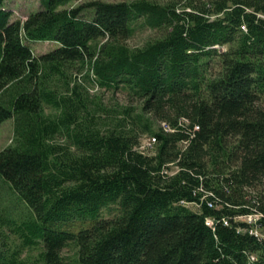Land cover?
<instances>
[{
  "label": "trees",
  "instance_id": "trees-1",
  "mask_svg": "<svg viewBox=\"0 0 264 264\" xmlns=\"http://www.w3.org/2000/svg\"><path fill=\"white\" fill-rule=\"evenodd\" d=\"M4 1L0 183L28 213L0 217L20 242L2 240L0 264L36 247L35 264H264L239 220L264 233V0H40L23 21ZM137 27L152 35L130 46Z\"/></svg>",
  "mask_w": 264,
  "mask_h": 264
},
{
  "label": "rangeland",
  "instance_id": "rangeland-1",
  "mask_svg": "<svg viewBox=\"0 0 264 264\" xmlns=\"http://www.w3.org/2000/svg\"><path fill=\"white\" fill-rule=\"evenodd\" d=\"M90 0H74L68 6L69 7H76L81 3L87 2ZM106 2H121V1H129V0H102ZM156 1H166V0H156ZM4 8L12 13L11 19L12 20H21L23 21L27 15L32 12H36L41 9L40 0H5L4 1ZM134 35L127 41L128 45L130 46H142L152 35V31L148 30L147 28L137 27ZM26 45H28L33 54L35 56H40L42 54L47 53L48 51L56 48L58 45L55 42H28L24 41ZM88 87L90 88V94L99 97L103 103L107 106L112 104L118 103L120 105L128 104L130 98L127 97L126 92L122 90H117L114 92H102L96 87H93L87 83ZM151 139L148 136H143L140 139L141 146L139 150L150 153L153 151V145L148 146V143H151ZM63 137H57L55 142L63 143ZM14 144L13 140V122L12 120H6L0 125V151L4 148L11 146ZM0 198H1V206H0V217L1 220H4L5 217H9L11 219H15V224L18 225L23 221L25 215L28 213L25 207H23L20 203L15 202L12 197L8 194V189L5 185L0 183ZM189 208L191 210H196V206L190 205ZM115 210L111 213L103 210L101 211V218L109 219L114 216ZM239 220H249L247 219H239ZM14 225L0 224V247L2 240L5 242V238L9 237L10 245L14 243L19 244V239L17 235L11 233L15 227ZM262 233V232H261ZM264 235V233H262ZM41 252V247H36L35 249H25L21 254L20 258L25 264L30 263H37L38 256ZM64 257H70L73 254L72 249L68 246L63 249L62 252Z\"/></svg>",
  "mask_w": 264,
  "mask_h": 264
},
{
  "label": "built area",
  "instance_id": "built-area-1",
  "mask_svg": "<svg viewBox=\"0 0 264 264\" xmlns=\"http://www.w3.org/2000/svg\"><path fill=\"white\" fill-rule=\"evenodd\" d=\"M162 127H163L164 130H166V131L169 130L170 131V129L165 124H162ZM153 143H154V139H151V143H148V146H151L152 147ZM260 217H261V215L248 216L249 220L246 221V222L249 223V224H251L252 227H253L252 229H250V233L251 234H254L255 236H259V237H263L264 238V235L263 234H260L259 225L256 224L257 220ZM224 223L226 224V222H224ZM207 224L210 225L211 222L210 221H207Z\"/></svg>",
  "mask_w": 264,
  "mask_h": 264
},
{
  "label": "bare ground",
  "instance_id": "bare-ground-1",
  "mask_svg": "<svg viewBox=\"0 0 264 264\" xmlns=\"http://www.w3.org/2000/svg\"><path fill=\"white\" fill-rule=\"evenodd\" d=\"M251 216H252V215H251ZM240 218H241V219H247V218H248V216H247V217H240ZM240 218H239V219H240ZM245 221H247V220H245Z\"/></svg>",
  "mask_w": 264,
  "mask_h": 264
}]
</instances>
